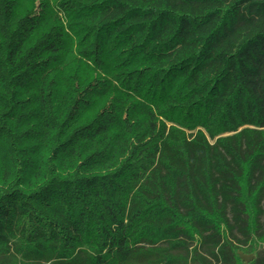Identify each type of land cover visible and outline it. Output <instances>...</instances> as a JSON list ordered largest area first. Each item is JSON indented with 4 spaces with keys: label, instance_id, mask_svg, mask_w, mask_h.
<instances>
[{
    "label": "trees",
    "instance_id": "trees-1",
    "mask_svg": "<svg viewBox=\"0 0 264 264\" xmlns=\"http://www.w3.org/2000/svg\"><path fill=\"white\" fill-rule=\"evenodd\" d=\"M0 264H264V0H0Z\"/></svg>",
    "mask_w": 264,
    "mask_h": 264
},
{
    "label": "rangeland",
    "instance_id": "rangeland-1",
    "mask_svg": "<svg viewBox=\"0 0 264 264\" xmlns=\"http://www.w3.org/2000/svg\"><path fill=\"white\" fill-rule=\"evenodd\" d=\"M242 257H243V259L246 260V261L249 260V259H251L250 256H247V255H244V254H242Z\"/></svg>",
    "mask_w": 264,
    "mask_h": 264
}]
</instances>
